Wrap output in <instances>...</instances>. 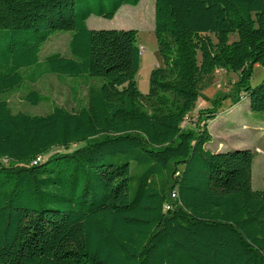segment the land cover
<instances>
[{
  "label": "trees",
  "instance_id": "trees-1",
  "mask_svg": "<svg viewBox=\"0 0 264 264\" xmlns=\"http://www.w3.org/2000/svg\"><path fill=\"white\" fill-rule=\"evenodd\" d=\"M141 1L0 0V264H264L254 153L206 148L221 101L264 113V0H151L163 65L147 94L138 31L87 26ZM56 32L70 56L41 62ZM220 69L234 91L184 126ZM50 74L83 82L86 104L14 113L4 96Z\"/></svg>",
  "mask_w": 264,
  "mask_h": 264
},
{
  "label": "rangeland",
  "instance_id": "rangeland-1",
  "mask_svg": "<svg viewBox=\"0 0 264 264\" xmlns=\"http://www.w3.org/2000/svg\"><path fill=\"white\" fill-rule=\"evenodd\" d=\"M155 5L151 0H142L138 6H124L116 16L109 20L92 16L87 21L91 30H137V44L141 51L140 68L136 75V83L142 94L149 92V77L151 71L163 65V59L158 51L154 33ZM72 32H56L42 47L40 61L53 54L60 53L69 57V42ZM234 38V36L232 37ZM239 74L217 70L213 83L204 88L203 97L198 101L196 110L190 114L184 126H191L197 119L198 112L210 109L219 96L234 91V84ZM264 80V67L256 65L253 69L250 85L256 87ZM28 90L37 91L43 101L38 106H32L24 100ZM78 90V96H76ZM86 86L83 82L73 81L68 77L45 75L36 84H27L25 89L10 95H5L11 110L16 113L26 112L33 116H44L55 107L67 110L79 109L86 104ZM217 117L209 121L208 129L211 141L206 148L216 152H231L235 150H251L254 153L252 187L255 191L264 190V113H253L247 98L234 105L230 99L220 102ZM81 145L72 146L69 152ZM64 148H57L51 154L65 153Z\"/></svg>",
  "mask_w": 264,
  "mask_h": 264
},
{
  "label": "built area",
  "instance_id": "built-area-1",
  "mask_svg": "<svg viewBox=\"0 0 264 264\" xmlns=\"http://www.w3.org/2000/svg\"><path fill=\"white\" fill-rule=\"evenodd\" d=\"M41 161V158H38L37 161L34 162V164H36L37 162H40ZM175 196V195H173ZM167 209H169V206H166Z\"/></svg>",
  "mask_w": 264,
  "mask_h": 264
}]
</instances>
